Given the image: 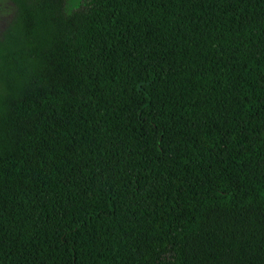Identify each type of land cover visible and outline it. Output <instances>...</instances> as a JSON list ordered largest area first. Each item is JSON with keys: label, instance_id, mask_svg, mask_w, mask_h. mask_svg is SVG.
<instances>
[{"label": "trees", "instance_id": "trees-1", "mask_svg": "<svg viewBox=\"0 0 264 264\" xmlns=\"http://www.w3.org/2000/svg\"><path fill=\"white\" fill-rule=\"evenodd\" d=\"M0 264H264V0H9Z\"/></svg>", "mask_w": 264, "mask_h": 264}, {"label": "rangeland", "instance_id": "rangeland-1", "mask_svg": "<svg viewBox=\"0 0 264 264\" xmlns=\"http://www.w3.org/2000/svg\"><path fill=\"white\" fill-rule=\"evenodd\" d=\"M83 0H68V8H75L81 5ZM11 5L9 0H0V28L3 27L10 17Z\"/></svg>", "mask_w": 264, "mask_h": 264}]
</instances>
